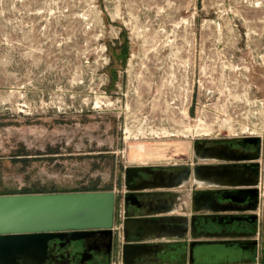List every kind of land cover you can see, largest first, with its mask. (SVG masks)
<instances>
[{"label":"rangeland","instance_id":"1","mask_svg":"<svg viewBox=\"0 0 264 264\" xmlns=\"http://www.w3.org/2000/svg\"><path fill=\"white\" fill-rule=\"evenodd\" d=\"M242 138L264 264V0H0V194L113 189L117 227L127 169Z\"/></svg>","mask_w":264,"mask_h":264},{"label":"flooded vegetation","instance_id":"2","mask_svg":"<svg viewBox=\"0 0 264 264\" xmlns=\"http://www.w3.org/2000/svg\"><path fill=\"white\" fill-rule=\"evenodd\" d=\"M207 150L209 163L213 165V176L203 180L211 181L210 189L206 197L210 204L227 210L224 219L216 217L218 230L231 235L228 240L235 242V234L245 231L250 235L247 248L255 250L253 237L257 231V217L255 209L259 205V191L257 183L259 144L252 139H212L195 142L196 154L202 153L200 148ZM200 150V151H198ZM204 157H206L204 155ZM140 167V166H139ZM137 167L125 172L124 188L132 187L143 177L160 176L169 168H150L145 173L138 171ZM142 176L138 177V176ZM141 178V179H140ZM117 199V196H116ZM132 200L131 195L124 191V213L128 203ZM116 206V202H115ZM127 210V209H126ZM116 215V208H115ZM124 216V215H123ZM131 220L139 224L135 234L130 235V230L123 228V222L128 225V217L113 229L112 234L99 231H89L82 237L73 239V233L64 232L48 241L45 255V264H170L181 260V256H169L174 243L161 240H150V236H161L166 233L164 223L168 219L161 217H139ZM115 220V218H114ZM130 224V222H129ZM132 224V223H131ZM224 225V226H223ZM222 226V227H221ZM148 239L144 241L143 239ZM128 242L145 243V254L140 257H123L122 245ZM141 250V249H139Z\"/></svg>","mask_w":264,"mask_h":264},{"label":"crops","instance_id":"3","mask_svg":"<svg viewBox=\"0 0 264 264\" xmlns=\"http://www.w3.org/2000/svg\"><path fill=\"white\" fill-rule=\"evenodd\" d=\"M194 163L195 159L192 158L181 164L138 166L136 169L146 174L149 173L146 171L150 168H169L170 171L157 177L154 175L142 178L137 175L142 178L138 183L132 187H122L121 200L123 201L124 191L131 195L132 200L128 203L125 213L123 202L121 203L118 224L124 216L130 220H138L142 216L168 219L164 223L166 233L161 235L160 239L153 240L158 237L155 235L148 238L153 241L161 240L174 243L169 256H181V260L170 264H199L196 262L197 259L208 258H214L217 260V264H259V258L261 260L263 254H259L258 233L251 237L255 240V250H249L243 246L247 245L246 242L250 239V235L245 231L233 235L235 242L229 243L228 238L231 235L218 230V222L215 219L216 217L224 219L227 216V210L209 203L206 193L210 189L211 181L203 180L205 176L199 175V169L196 170L197 178L194 179ZM130 169H127L126 173ZM209 176H213V174L207 177ZM185 216L188 225L186 237L164 238L184 233L185 230L179 219H183ZM256 223L258 228V220ZM138 227L131 233L135 234ZM116 264L120 263L117 261Z\"/></svg>","mask_w":264,"mask_h":264},{"label":"water","instance_id":"4","mask_svg":"<svg viewBox=\"0 0 264 264\" xmlns=\"http://www.w3.org/2000/svg\"><path fill=\"white\" fill-rule=\"evenodd\" d=\"M196 170L194 167V179ZM115 202L113 189L0 194V264H45L48 241L64 232L73 233V239L89 231L112 234ZM179 221L184 233L164 238L186 237V216ZM138 225L130 219L128 225L123 222V228L131 232ZM144 245L126 241L121 254L140 257L147 250Z\"/></svg>","mask_w":264,"mask_h":264}]
</instances>
